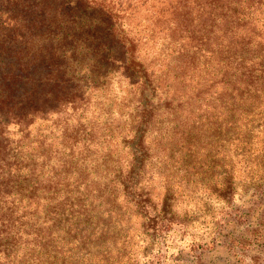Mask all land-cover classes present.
<instances>
[{
  "label": "trees",
  "instance_id": "obj_1",
  "mask_svg": "<svg viewBox=\"0 0 264 264\" xmlns=\"http://www.w3.org/2000/svg\"><path fill=\"white\" fill-rule=\"evenodd\" d=\"M263 135L264 0H0V264H165L173 207L229 202Z\"/></svg>",
  "mask_w": 264,
  "mask_h": 264
},
{
  "label": "rangeland",
  "instance_id": "obj_2",
  "mask_svg": "<svg viewBox=\"0 0 264 264\" xmlns=\"http://www.w3.org/2000/svg\"><path fill=\"white\" fill-rule=\"evenodd\" d=\"M112 94L117 95L116 91H112ZM104 103V106L100 105L103 113L100 115L101 118H104L108 113L107 108L110 106L108 101H104ZM94 114L90 109L87 116L92 118ZM90 118L87 120L84 118L85 123H88ZM10 129L12 138L19 139L21 132L18 131V126L10 124ZM31 132L34 136L31 139L33 141L46 139L48 142L52 135L58 138L62 137L61 127L53 124L52 120H36L31 125ZM253 141L255 148L261 146L264 148V135L260 138L254 137ZM74 150L75 158H81L83 147ZM95 150L94 147H91L85 153L89 163L96 153ZM64 152L68 156L71 149H63V157L65 156ZM254 152L252 156L250 154L251 159L261 164L264 163L262 149ZM56 164H59L57 159L48 161L45 164V173H49ZM236 180L238 188L229 202L217 199L216 195L209 190H203L198 193L194 201L185 200V203L173 207V212L176 213L175 219L185 222V226L173 224V231L166 241L158 240L155 236L154 240L151 238L154 253L161 254L165 264H264V169L255 168L244 171ZM158 207L161 209L162 206L158 205ZM156 213L155 210L154 214ZM75 221L77 219L72 223ZM60 234L63 235V233ZM236 240H248L252 244L245 247L234 246V249H231L232 242L234 243ZM160 241L162 243H157ZM193 243H208L212 245V248H196L197 246H194ZM139 244H143V247L148 245L141 239H139ZM143 247H137L133 251L141 262L145 258L142 255Z\"/></svg>",
  "mask_w": 264,
  "mask_h": 264
}]
</instances>
